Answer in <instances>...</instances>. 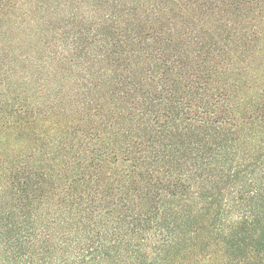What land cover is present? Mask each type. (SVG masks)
Returning a JSON list of instances; mask_svg holds the SVG:
<instances>
[{
  "label": "trees",
  "instance_id": "16d2710c",
  "mask_svg": "<svg viewBox=\"0 0 264 264\" xmlns=\"http://www.w3.org/2000/svg\"><path fill=\"white\" fill-rule=\"evenodd\" d=\"M0 264H264V0H0Z\"/></svg>",
  "mask_w": 264,
  "mask_h": 264
}]
</instances>
